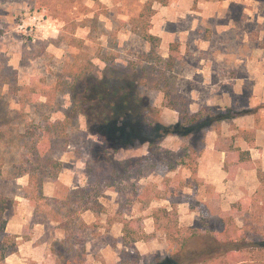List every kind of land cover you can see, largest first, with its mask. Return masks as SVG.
Listing matches in <instances>:
<instances>
[{
    "label": "rangeland",
    "instance_id": "obj_1",
    "mask_svg": "<svg viewBox=\"0 0 264 264\" xmlns=\"http://www.w3.org/2000/svg\"><path fill=\"white\" fill-rule=\"evenodd\" d=\"M149 4L156 44L140 33ZM254 76L264 77V0H0V195L13 200L3 218L18 244L0 264H154L185 237L263 238ZM119 79L137 103L105 123L94 89ZM186 112L213 121L143 135L146 122ZM126 121L133 139L108 136ZM253 138V165H238ZM249 250L244 264H264Z\"/></svg>",
    "mask_w": 264,
    "mask_h": 264
},
{
    "label": "trees",
    "instance_id": "obj_2",
    "mask_svg": "<svg viewBox=\"0 0 264 264\" xmlns=\"http://www.w3.org/2000/svg\"><path fill=\"white\" fill-rule=\"evenodd\" d=\"M154 13L153 5L149 4L141 13L139 19L142 23L140 33L143 39L151 44H156L158 41V38L151 33V18ZM170 48L172 52L169 64L171 65L178 58L179 47L177 43H172ZM132 84V81L129 79H119L118 83L112 84V82L107 81L104 86H98L94 89L96 98L107 102L104 111L97 112L98 116H102L105 123H111V120L118 116L127 119L128 113L133 112L137 100L136 92ZM203 114L204 113H181L180 121L173 125H164L157 121L150 120L145 124L143 135L152 141H156L160 136H164L165 134H186L188 131L200 128L210 121H213V115H211V113ZM125 123L127 124V121ZM146 125H148V130H146ZM106 130L108 136H112L113 138L118 137L124 142H129L137 133L136 128L129 127L128 124L118 129H113L108 125ZM249 143L250 146L253 147L255 145V139L250 140ZM237 153L238 159L236 163L238 165H243L246 168L253 165V159L249 149H238ZM258 175L261 180H264V171H259ZM12 204V199L8 196L0 195V262L9 254L16 252L18 248V244L11 241L12 238L6 231L7 221L3 218V214L12 207ZM260 234L263 238L250 241L245 237L239 240L233 239L224 242L218 239L208 240L206 242V239H204L203 241H199L197 245H200L198 247L193 245L194 241L191 238L192 236L189 238L185 237L174 253L156 261L154 264H244L242 257L246 252L245 248H250L247 253L251 255V259L254 263H257L256 259L260 258L261 254H264V230ZM260 260L261 259L258 261Z\"/></svg>",
    "mask_w": 264,
    "mask_h": 264
},
{
    "label": "crops",
    "instance_id": "obj_3",
    "mask_svg": "<svg viewBox=\"0 0 264 264\" xmlns=\"http://www.w3.org/2000/svg\"><path fill=\"white\" fill-rule=\"evenodd\" d=\"M237 80H238L239 83H243V82H246L247 78L238 77ZM249 80H250V81H251V80L254 81L256 91H259L261 88H263L261 85L264 84V77H263V78H257V77L254 76V78H251V79H249ZM253 139H254V138H253ZM251 140H252V139H251ZM255 146H256V141H255V145H254L253 147L250 146V143H249V146H248L247 149H249L250 152H251V149L254 148ZM251 155H252V152H251ZM252 158H253V157H252Z\"/></svg>",
    "mask_w": 264,
    "mask_h": 264
}]
</instances>
